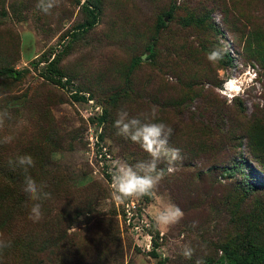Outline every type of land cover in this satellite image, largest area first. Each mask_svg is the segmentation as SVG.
Here are the masks:
<instances>
[{"label": "rangeland", "instance_id": "374dc122", "mask_svg": "<svg viewBox=\"0 0 264 264\" xmlns=\"http://www.w3.org/2000/svg\"><path fill=\"white\" fill-rule=\"evenodd\" d=\"M170 1L100 0L98 22L73 40L84 18L76 0H56L49 14L36 8L37 0H0V111L9 112L0 139L12 137L0 143V184H23L26 174L49 184V193L55 186L57 195L42 204L62 213L64 235L82 245L84 264H195L197 258L218 264L222 243L239 231L235 185L264 182L247 137L252 123L264 120L263 77L244 34L264 27V0H177L169 18ZM189 12L206 14L212 27L186 25ZM161 15L165 26L157 32ZM211 48L229 60L210 62ZM56 53L60 82L45 76ZM183 97L185 104L172 105ZM121 110L130 117L154 112V122L173 128L169 147L181 157L172 172L160 163L164 179L153 196L124 203L111 196L112 162L150 157L116 134ZM22 155L34 160L27 171L9 164ZM242 157L249 163L233 167ZM262 195L247 196L241 210ZM163 203L184 212L167 231L153 224ZM5 234L0 230L4 240ZM184 244L194 249L191 260L180 254Z\"/></svg>", "mask_w": 264, "mask_h": 264}, {"label": "trees", "instance_id": "16d2710c", "mask_svg": "<svg viewBox=\"0 0 264 264\" xmlns=\"http://www.w3.org/2000/svg\"><path fill=\"white\" fill-rule=\"evenodd\" d=\"M76 1L81 5L84 18L77 25V32L71 34L73 40L77 39L78 35L93 28L98 22L102 11L100 0ZM176 2L177 0H171L168 10L164 12L169 18L174 16L176 9L179 7ZM188 14V18L184 21L186 25L212 27L211 23H206V14L202 16L194 12ZM164 26V18L161 15L156 20L155 29L158 32ZM216 31H219V29H216ZM244 34L245 47L253 55V59L261 69L260 73L264 85V27L252 28ZM145 50L148 51L149 58L154 56V50L149 43ZM213 50L215 49H209L208 53ZM217 50L222 52V58L219 62L223 65L229 60V54L221 49ZM60 56V53H56L45 66V76L56 82H60V78L63 76L62 71L57 67ZM140 59L139 56L134 57L127 68L126 82L128 85L132 81L131 75ZM3 72L13 76L19 75V72L12 68H4ZM187 100H189L187 97L180 100L176 99V101H172V105H183ZM247 137L251 153L264 174V120L252 123L248 129ZM243 161L249 163L242 157L237 163L235 162L237 165L233 164V167L241 165ZM253 168L252 166L251 169ZM11 174H13V171ZM22 185L21 181L0 184V230L5 231L4 237H6V241L10 242V247L0 250V264H84L81 257L82 252L79 250L82 245L74 243L71 238L64 235L65 231L60 225L62 213L49 204L44 202L42 204L43 217L40 220V229L33 227L38 224V222L33 221L28 222V225H23L24 228L17 225L19 219L22 223L27 224L28 217L24 214L26 209H31L32 206L30 199L21 190ZM47 187H49V184ZM235 190L239 194V201L235 205L239 209L237 212L241 211L240 216L237 215L239 231L234 237H230L222 243L223 245L220 248L222 253L217 262L218 264H264V182L257 186L244 179L241 183L235 185ZM50 191L53 193V197L57 195L55 186ZM258 191H262V197L256 198L249 210H241V205L245 204L243 202L247 196ZM11 196H14V198Z\"/></svg>", "mask_w": 264, "mask_h": 264}, {"label": "clouds", "instance_id": "9594fccd", "mask_svg": "<svg viewBox=\"0 0 264 264\" xmlns=\"http://www.w3.org/2000/svg\"><path fill=\"white\" fill-rule=\"evenodd\" d=\"M56 7V0H37L36 8L44 14H49ZM222 58V52L213 50L207 55L210 62ZM2 99V97H0ZM9 118V112L0 111V126ZM155 113H142L139 117H130L127 111H119L114 121L116 134L131 141L148 154L150 159L128 164L120 159L112 162L111 196L115 201L124 203L130 199H142L153 196L158 185L164 179V170L159 168L161 162L168 165L167 171H173V165L181 159L177 148L169 147V140L173 135V128L163 122H154ZM12 137L5 136L0 143L11 142ZM10 165H15L27 171L34 166L30 155H22L9 160ZM44 183H37L31 176H25L22 192L33 201L28 219L38 222L42 219V201L51 198V193L45 191ZM184 217V212L171 203L161 204L153 215V224L156 230L167 231L178 224ZM10 247V242L0 238V250ZM185 259L191 260L194 249L189 244H184L180 253ZM195 264H204L202 258H197Z\"/></svg>", "mask_w": 264, "mask_h": 264}]
</instances>
